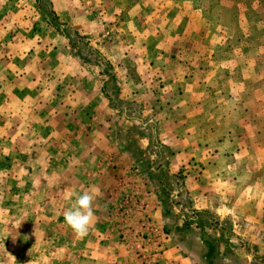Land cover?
I'll return each instance as SVG.
<instances>
[{
    "label": "rangeland",
    "instance_id": "374dc122",
    "mask_svg": "<svg viewBox=\"0 0 264 264\" xmlns=\"http://www.w3.org/2000/svg\"><path fill=\"white\" fill-rule=\"evenodd\" d=\"M92 156L187 253L264 264V0H0V264H94L99 199L83 238L63 218Z\"/></svg>",
    "mask_w": 264,
    "mask_h": 264
},
{
    "label": "crops",
    "instance_id": "0c3cea01",
    "mask_svg": "<svg viewBox=\"0 0 264 264\" xmlns=\"http://www.w3.org/2000/svg\"><path fill=\"white\" fill-rule=\"evenodd\" d=\"M14 95L16 97L18 96L17 93ZM189 131L193 133L192 129H189ZM187 142L193 144L189 133L188 137L183 138L180 144ZM173 144L172 147L174 150H179V148L175 147ZM93 149H95V147ZM96 160L97 158L91 161L94 165L91 167L90 175V180L94 183L96 182V184H93L91 188H88L87 184L84 185V191H91L93 188L99 189V195L95 198L99 199L96 205L98 209L96 214L99 218L101 217L104 219L96 226L95 229L98 231L94 230V249L92 252V261L94 264H203V261L198 255L193 256L187 253L182 246L177 243L178 240L176 237L174 238V236L166 232V218L160 210H154L153 212L154 227L149 233L150 240L148 239L146 241L145 249H141L140 247V245L144 243L141 238L135 237V233L128 229H125L126 236L123 238V240L126 239V241L124 242L121 240L117 229H121V225L118 224L117 228H115L116 219L114 217L119 202L126 196H131L136 193L142 195L144 192L142 188L145 189L146 187L139 181L137 175L132 174V165H128L125 162L121 163L116 159H111L113 160L112 163L110 160L105 161V167L99 169L97 167L99 161ZM111 164L112 168H110ZM116 165L118 170L113 169ZM123 169H126V171ZM119 170L121 172H119ZM78 176L79 179H81L79 173ZM198 180L200 179L198 178L196 181L198 182ZM97 182L100 184L98 185ZM257 200L258 197L254 196L252 202L248 201L246 204H238L237 207L241 209L238 212L255 213L259 204ZM220 208L223 209L222 211L225 214L233 212L230 206L225 204L224 206H220ZM132 223L135 224V228L142 229L141 223H137L138 225L134 223V221H132ZM158 251H160V253Z\"/></svg>",
    "mask_w": 264,
    "mask_h": 264
},
{
    "label": "clouds",
    "instance_id": "9594fccd",
    "mask_svg": "<svg viewBox=\"0 0 264 264\" xmlns=\"http://www.w3.org/2000/svg\"><path fill=\"white\" fill-rule=\"evenodd\" d=\"M97 195H99L98 188H93L91 191H85L82 194L68 192L66 195V199H69L71 204L64 211L63 218L78 237L86 236L93 224V202Z\"/></svg>",
    "mask_w": 264,
    "mask_h": 264
},
{
    "label": "built area",
    "instance_id": "2783aa9c",
    "mask_svg": "<svg viewBox=\"0 0 264 264\" xmlns=\"http://www.w3.org/2000/svg\"><path fill=\"white\" fill-rule=\"evenodd\" d=\"M146 199H142V196L139 193H136L131 196H126L122 201V225H121V233L123 235V238L126 236L125 229H128L131 232H134L135 236L141 238V240L144 242L140 245L141 249H145L146 241L150 240V232L153 229V220L150 215V209L152 208V202H151V193L147 192L145 194ZM136 206L140 210V220L142 224V229L138 230L135 228V224L129 220L130 211L132 207ZM160 253V251H158Z\"/></svg>",
    "mask_w": 264,
    "mask_h": 264
},
{
    "label": "trees",
    "instance_id": "16d2710c",
    "mask_svg": "<svg viewBox=\"0 0 264 264\" xmlns=\"http://www.w3.org/2000/svg\"><path fill=\"white\" fill-rule=\"evenodd\" d=\"M203 246H204V255H202V261L206 264H209V261L211 259L216 258V245L210 241L203 240Z\"/></svg>",
    "mask_w": 264,
    "mask_h": 264
}]
</instances>
